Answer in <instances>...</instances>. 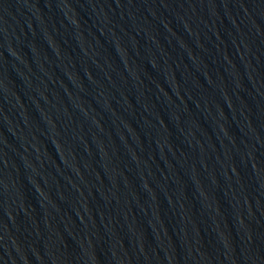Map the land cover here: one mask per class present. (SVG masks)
<instances>
[{
	"label": "water",
	"instance_id": "95a60500",
	"mask_svg": "<svg viewBox=\"0 0 264 264\" xmlns=\"http://www.w3.org/2000/svg\"><path fill=\"white\" fill-rule=\"evenodd\" d=\"M0 264H264V0H0Z\"/></svg>",
	"mask_w": 264,
	"mask_h": 264
}]
</instances>
